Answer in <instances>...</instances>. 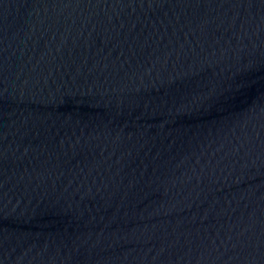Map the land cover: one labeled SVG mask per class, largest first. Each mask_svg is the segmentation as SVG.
I'll list each match as a JSON object with an SVG mask.
<instances>
[{
    "label": "water",
    "instance_id": "water-1",
    "mask_svg": "<svg viewBox=\"0 0 264 264\" xmlns=\"http://www.w3.org/2000/svg\"><path fill=\"white\" fill-rule=\"evenodd\" d=\"M0 264H264V0H0Z\"/></svg>",
    "mask_w": 264,
    "mask_h": 264
}]
</instances>
